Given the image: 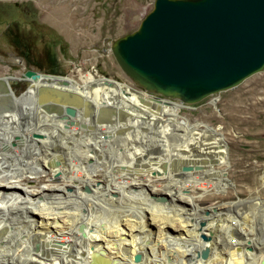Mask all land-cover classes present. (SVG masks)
Masks as SVG:
<instances>
[{
	"label": "rangeland",
	"instance_id": "obj_1",
	"mask_svg": "<svg viewBox=\"0 0 264 264\" xmlns=\"http://www.w3.org/2000/svg\"><path fill=\"white\" fill-rule=\"evenodd\" d=\"M152 3L153 0H0V77L18 78L24 71L31 70L43 75L67 78L82 92L91 93L97 101L104 92L105 100L112 105L114 99H120V94L115 97L106 92L111 83L104 84L103 81H113L119 89L122 88L118 84L127 86L123 90L128 95L121 94L117 107L121 105L123 113L135 112L146 121L149 125L141 129L144 134L150 131L151 123L154 124V134L145 136L150 140L155 139L157 144L167 149L163 161L164 173L154 177L144 174L148 171L147 166L137 167L131 182L150 187V192L130 191V195L126 189L122 193L112 188L113 181H106L102 174V168L115 167L114 170H117L124 166L114 164L122 159L114 156L115 146L109 151L105 150L102 168L100 165L93 166L90 174L92 186H98L103 195L100 206L102 209L100 211L97 207L96 214L101 217L106 212L109 215L108 224L113 225L114 211L131 204H127L128 194V202H132L137 208L136 212L131 213H135L137 217L134 220L133 217L132 220L128 217L127 221L147 220V216L151 220L150 223L147 222L145 234L140 236L144 242L145 237L149 241L160 235L168 240L174 234L185 236L181 232L182 220L188 221L191 226L196 223L197 230L202 224L205 228L210 222L206 233L212 231L221 239L227 236V232H238L239 227L244 224L247 238L244 257H247L243 264H251L248 251L257 257L264 254V69L243 80L236 88L213 94L195 104L179 106L177 101H172L169 106L159 105L154 110L148 103V95L121 72L109 50L112 40L137 29L142 18L151 10ZM15 59L20 63L11 62ZM25 87L26 83L23 82L9 85L15 96L24 93ZM29 93L34 99L37 97L34 89L31 88ZM126 100L132 105H128ZM36 103L34 104L37 105ZM133 103L137 104L136 111ZM147 109H153L154 113H149ZM61 114L56 113L55 116L61 117ZM76 120L75 116L67 121L70 129L77 131L78 127V131H82L81 126L84 124L97 125L88 116L86 119L80 118L83 123L78 126ZM33 123H38V118H34ZM85 133H92L94 138L98 135L95 129ZM122 135L123 133L118 132V136ZM85 145L97 152V147L89 141ZM148 155L153 157L150 150L146 153ZM190 156L210 159L216 157L220 163L209 166L207 171L180 177L178 174H184L180 168L187 165H184L182 159ZM138 171H142V174L138 175ZM117 173L121 172L113 174L119 175ZM37 176L38 187L49 192L58 191L60 195L68 194L78 184L60 181L62 175L59 174L54 176L45 172L42 175L37 173ZM27 180L24 179L23 183ZM106 185L110 188L106 189ZM186 191L188 194L184 193ZM110 193L117 194V199L111 198ZM150 194L156 195V201L159 200L157 196L164 197L162 203L149 202L147 198ZM244 201L246 202L243 203ZM213 208L223 214L220 219L224 230L216 228L219 225V213H212ZM194 209L200 210L194 212ZM201 209H209L213 216L203 213ZM121 221V227L125 228V221ZM189 228L188 226L187 229ZM221 247L219 244V248ZM175 251L182 255L183 248L179 246ZM153 254L169 261L177 257L167 243L156 245ZM225 257L227 256L222 257V260L225 261Z\"/></svg>",
	"mask_w": 264,
	"mask_h": 264
},
{
	"label": "bare ground",
	"instance_id": "obj_2",
	"mask_svg": "<svg viewBox=\"0 0 264 264\" xmlns=\"http://www.w3.org/2000/svg\"><path fill=\"white\" fill-rule=\"evenodd\" d=\"M11 62L20 63L16 59ZM62 80L66 83L65 86L59 87L63 90L61 94L64 97L60 100H52L37 93L34 99L29 93L31 88L26 89L19 96H15L12 91L0 92V264H211L213 262L243 264L247 257H244L246 249L244 245L247 243L244 224L239 227L238 232L235 231L233 234L227 232V236L221 239L212 231L206 233L210 222L205 228L202 224L197 230L196 223L191 226L188 221L182 220L181 232L185 236H181L180 233L174 234L168 240L161 238L160 235L159 238L155 237L156 239L149 241L145 237L144 242L140 236L142 233L145 234L147 222L150 223L151 220L147 216V220L127 221L128 217L129 220L137 217L135 213H131L136 212L137 208L132 202H128L130 198L127 197V192V204H131L129 207L115 210L116 213L114 211L113 225L108 224L109 215L106 212H103L101 217L96 214L97 207L99 210L102 209L100 206L103 195L98 186H92L90 174L93 166L100 165L102 168L101 162L106 156L105 150L109 151L115 146L114 156L122 160L114 164L124 165L117 170H114L115 167L102 168L106 181H113L112 188L122 193H125L126 189L128 193L130 191L148 193L150 187L131 182L133 172L137 171V167L147 166L148 171L144 174L154 177L163 175V161L167 149L157 144L155 139L150 140L145 136L154 134L152 128L154 124L151 123L150 131L144 134L141 129L149 124L135 112L123 113L121 105L117 107L121 101V94H127L124 91L127 86L118 84L122 88L119 89L116 84H110L106 92L112 93L115 97L120 94V99H114L112 105L105 100L104 92L97 101L91 93L79 90L72 80L67 78ZM46 84L58 86L56 82L47 81L43 77L34 86ZM67 98H74L78 103V108L72 116L77 117L76 126L83 123L80 118L86 119L87 116L97 125L84 124L81 126L82 131H78V127L76 131L70 129L67 124L72 117H56V113H63L66 107L72 105ZM30 101L34 103L37 101V105ZM127 103L132 105L128 101ZM133 105L136 111L137 104L133 103ZM26 116L29 117L25 118ZM34 118H38V123L32 124ZM91 129L97 131L98 135L95 138L92 137V133H85ZM118 132L123 133L124 136H118ZM87 141L97 147L96 153L86 147ZM149 150L153 157L146 156ZM182 161L184 165L204 166L198 171L193 169L189 172H182V166L180 171L184 174L179 172L180 177L207 171L209 166L220 163L216 157L210 159L190 156ZM45 172L54 176L62 175L60 181L78 184H75L68 194L60 195L58 191H46L38 187L37 181L39 180L37 173L42 175ZM114 172L121 173L116 175L113 174ZM136 173L139 175L142 171ZM24 179H28L26 183H23ZM105 187L110 188L109 185ZM184 193L188 194L187 191ZM55 194L57 197H54ZM109 196L113 199L118 197L114 193H110ZM155 196L150 194L148 201H152V204L157 201L159 204L162 203L164 197L157 196L159 200L156 201ZM198 210L200 209H194V212ZM207 210L202 212L211 215L209 209ZM212 211L219 213L215 208ZM221 215L223 216L219 213L217 216L219 225H216L220 231L224 230ZM121 220L125 221L123 222L126 223L125 228L121 227ZM212 227L214 229V226ZM163 243L170 245L177 255L176 259L169 261L154 256L153 248ZM219 244L222 245L221 248ZM179 246L183 248L182 255L175 251ZM138 252H142L143 257ZM248 254L250 261L252 259L251 264H264V254H259L258 257L249 251ZM136 255H139L140 259L135 263ZM224 256H227L225 261L222 260Z\"/></svg>",
	"mask_w": 264,
	"mask_h": 264
},
{
	"label": "water",
	"instance_id": "obj_3",
	"mask_svg": "<svg viewBox=\"0 0 264 264\" xmlns=\"http://www.w3.org/2000/svg\"><path fill=\"white\" fill-rule=\"evenodd\" d=\"M109 50L154 110L172 101L195 104L264 69V0H153L137 29L112 40ZM42 77L58 86H34ZM16 82L46 98H64L61 77L26 70L18 78L0 77V92H11L9 85ZM67 99L72 105L62 118L74 116L78 108L74 98ZM193 169L201 166L186 165L182 172ZM139 259L134 256L135 263Z\"/></svg>",
	"mask_w": 264,
	"mask_h": 264
},
{
	"label": "flooded vegetation",
	"instance_id": "obj_4",
	"mask_svg": "<svg viewBox=\"0 0 264 264\" xmlns=\"http://www.w3.org/2000/svg\"><path fill=\"white\" fill-rule=\"evenodd\" d=\"M20 48L23 49L22 46H21ZM10 55H11V54H10ZM10 55H8V56H10ZM11 56H13V55H11ZM13 57H15V56H13ZM15 58L19 59L18 57H15ZM19 60H20V59H19Z\"/></svg>",
	"mask_w": 264,
	"mask_h": 264
}]
</instances>
